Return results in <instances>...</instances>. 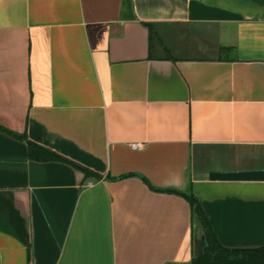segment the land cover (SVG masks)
Returning <instances> with one entry per match:
<instances>
[{"label":"crops","instance_id":"crops-1","mask_svg":"<svg viewBox=\"0 0 264 264\" xmlns=\"http://www.w3.org/2000/svg\"><path fill=\"white\" fill-rule=\"evenodd\" d=\"M190 196L264 247V0H0V264H204Z\"/></svg>","mask_w":264,"mask_h":264},{"label":"trees","instance_id":"trees-1","mask_svg":"<svg viewBox=\"0 0 264 264\" xmlns=\"http://www.w3.org/2000/svg\"><path fill=\"white\" fill-rule=\"evenodd\" d=\"M229 48H222L223 52H228ZM29 154L36 160H61L58 154L29 142ZM88 174V169H84ZM190 201L194 206V212L206 230L207 246L205 252L198 257L197 261L204 264H264V247L259 249H227L220 245L215 234L205 223L201 207L196 197L190 196Z\"/></svg>","mask_w":264,"mask_h":264},{"label":"built area","instance_id":"built-area-1","mask_svg":"<svg viewBox=\"0 0 264 264\" xmlns=\"http://www.w3.org/2000/svg\"><path fill=\"white\" fill-rule=\"evenodd\" d=\"M132 147H134V148H136V149H139V148L142 147V145H141L140 143H134V144L132 145Z\"/></svg>","mask_w":264,"mask_h":264}]
</instances>
